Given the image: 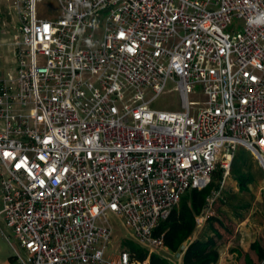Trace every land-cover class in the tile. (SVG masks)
I'll list each match as a JSON object with an SVG mask.
<instances>
[{
    "label": "built area",
    "instance_id": "2783aa9c",
    "mask_svg": "<svg viewBox=\"0 0 264 264\" xmlns=\"http://www.w3.org/2000/svg\"><path fill=\"white\" fill-rule=\"evenodd\" d=\"M7 1L22 38L0 77V235L21 264H147L106 254L110 213L151 253L239 146L264 169V0H57L56 18ZM168 81L185 111L150 108Z\"/></svg>",
    "mask_w": 264,
    "mask_h": 264
},
{
    "label": "rangeland",
    "instance_id": "374dc122",
    "mask_svg": "<svg viewBox=\"0 0 264 264\" xmlns=\"http://www.w3.org/2000/svg\"><path fill=\"white\" fill-rule=\"evenodd\" d=\"M58 10L59 5L57 0H42L37 5L38 14L46 18H56ZM233 24H235L233 30L238 32L242 21L235 20ZM6 30L7 34L3 38L0 37L1 78H5L8 72L16 77L18 69V64L13 57L12 41L17 38L21 39L22 34L20 32V23L12 10L11 20L8 21ZM102 33L103 24H99L94 38L100 39ZM151 95V92H147L146 98H149ZM188 100L198 102L200 105L202 104L205 100V95L199 86H196L195 90L189 93ZM149 106L154 110L163 112L185 111L182 105L181 94L176 89V83L173 81L167 82L164 90ZM215 171H219V167ZM236 174L247 177V188L245 190L239 189L238 183L235 180ZM209 184H212L211 197L212 195L213 197L219 196L221 202L215 203L205 211V219L201 222L202 226L197 228L195 239L205 240L208 236L213 235L208 225V218L214 216L215 220L212 221V225L217 227L221 233L216 245L218 258L220 251L224 247L238 246L237 243L241 242L247 245L246 251H242L239 246L242 254L243 252H249L255 242L264 247V169L260 165L256 155L248 149L239 146L235 151L228 176L225 179L223 177L220 179L218 174L215 173L212 175ZM108 220L113 228V233L106 249V254H117L123 249L149 250L150 246L138 242L134 236L133 228L127 225L126 219L123 216H116L110 213ZM98 223L100 222L98 221ZM13 245H16V242L12 237L7 241L5 237L0 235V256L4 258L8 254H13ZM154 251L165 254L163 249H154ZM233 264H244L243 257L241 255L236 256ZM259 264H264V261Z\"/></svg>",
    "mask_w": 264,
    "mask_h": 264
},
{
    "label": "trees",
    "instance_id": "16d2710c",
    "mask_svg": "<svg viewBox=\"0 0 264 264\" xmlns=\"http://www.w3.org/2000/svg\"><path fill=\"white\" fill-rule=\"evenodd\" d=\"M219 178H222V170L214 171ZM240 190H245L247 177L241 174L235 175ZM218 188V187H217ZM212 184L207 185L203 189H191L186 192L179 203L171 210L166 219L162 220L154 231V235L162 236L164 251L168 253H177L181 251V247L186 243L182 250V264H211L217 261L218 252L216 249L217 240L221 233L212 225L215 220L214 216L208 218V225L213 235L208 236L205 240L193 238L198 228L197 217L205 214V211L217 202H221L217 196L210 203L212 193ZM217 220V219H216ZM133 261L147 264H175L171 255L160 254L158 252L149 253L145 249L129 250ZM243 257L244 264H259L264 261V247L255 242L248 252H239V256Z\"/></svg>",
    "mask_w": 264,
    "mask_h": 264
},
{
    "label": "crops",
    "instance_id": "0c3cea01",
    "mask_svg": "<svg viewBox=\"0 0 264 264\" xmlns=\"http://www.w3.org/2000/svg\"><path fill=\"white\" fill-rule=\"evenodd\" d=\"M0 10H1V18H0V37L3 38L7 33L6 26H8V21L11 20V10L13 11L12 7L10 6V3L7 0H0ZM16 15V13L14 12ZM17 18V15H16ZM13 42V41H12ZM13 46V44H12ZM13 48V47H12ZM14 57V56H13ZM0 208H1V202H0ZM3 224L0 221V227H2ZM202 225L198 226L201 227ZM196 236L194 235V238ZM6 239V238H5ZM7 240V239H6ZM8 241V240H7ZM235 246H227L224 247L220 253L219 258L216 263L214 264H233L234 258L239 255L240 247L242 251L247 250V245L243 242L237 243ZM186 245V243H185ZM240 246V247H239ZM164 251V249H163ZM166 252V251H164ZM168 255H171L172 258L175 260V264H182V251H179L177 253H168ZM0 264H21L20 260L13 254H8L6 257L0 256Z\"/></svg>",
    "mask_w": 264,
    "mask_h": 264
}]
</instances>
